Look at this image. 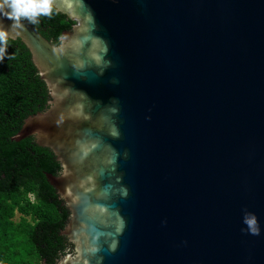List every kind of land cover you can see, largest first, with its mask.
Masks as SVG:
<instances>
[{
	"label": "water",
	"instance_id": "1",
	"mask_svg": "<svg viewBox=\"0 0 264 264\" xmlns=\"http://www.w3.org/2000/svg\"><path fill=\"white\" fill-rule=\"evenodd\" d=\"M53 7L76 22L58 46L24 20L8 39L51 97L12 140L61 165L46 176L72 250L56 264H264V0Z\"/></svg>",
	"mask_w": 264,
	"mask_h": 264
},
{
	"label": "trees",
	"instance_id": "2",
	"mask_svg": "<svg viewBox=\"0 0 264 264\" xmlns=\"http://www.w3.org/2000/svg\"><path fill=\"white\" fill-rule=\"evenodd\" d=\"M29 24L58 46L63 32L76 22L53 7L50 17ZM49 99L30 51L20 39H8L0 62V264H56L72 250L61 234L70 211L46 176L58 175L60 163L51 150L35 144L33 156L27 138L12 140L25 118L44 110Z\"/></svg>",
	"mask_w": 264,
	"mask_h": 264
},
{
	"label": "clouds",
	"instance_id": "3",
	"mask_svg": "<svg viewBox=\"0 0 264 264\" xmlns=\"http://www.w3.org/2000/svg\"><path fill=\"white\" fill-rule=\"evenodd\" d=\"M54 0H0V16L7 17L12 21L8 30L0 26V62H3L8 47L10 32L24 27L22 20L29 23H38V17L51 16ZM8 59L14 58L9 55ZM243 223L252 235H259L260 229L255 214L244 210Z\"/></svg>",
	"mask_w": 264,
	"mask_h": 264
},
{
	"label": "flooded vegetation",
	"instance_id": "4",
	"mask_svg": "<svg viewBox=\"0 0 264 264\" xmlns=\"http://www.w3.org/2000/svg\"><path fill=\"white\" fill-rule=\"evenodd\" d=\"M60 41V40H59ZM49 101H51V97H50V99L48 100V102H47V105H46V108L49 106ZM45 108V109H46ZM40 111H42V110H40ZM29 141H30V143H31V147H29V150L32 152V155L34 156V155H36V150H33V144H35V145H38L37 144V142H36V139H35V137L34 136H30V137H28L27 138ZM32 140H33V142H32ZM38 146H40V145H38ZM41 147V146H40ZM44 148H47V147H44ZM48 150H51V149H49V148H47ZM57 160V159H56ZM61 170H62V168H61ZM61 170H60V173H61ZM59 173V174H60Z\"/></svg>",
	"mask_w": 264,
	"mask_h": 264
},
{
	"label": "rangeland",
	"instance_id": "5",
	"mask_svg": "<svg viewBox=\"0 0 264 264\" xmlns=\"http://www.w3.org/2000/svg\"><path fill=\"white\" fill-rule=\"evenodd\" d=\"M19 217V215H17V218Z\"/></svg>",
	"mask_w": 264,
	"mask_h": 264
}]
</instances>
